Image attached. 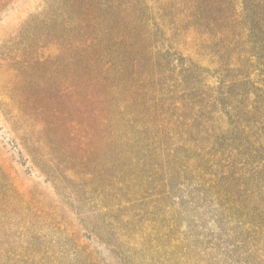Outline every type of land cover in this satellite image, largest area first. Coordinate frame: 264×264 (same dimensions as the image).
Returning <instances> with one entry per match:
<instances>
[{"label": "rangeland", "instance_id": "rangeland-1", "mask_svg": "<svg viewBox=\"0 0 264 264\" xmlns=\"http://www.w3.org/2000/svg\"><path fill=\"white\" fill-rule=\"evenodd\" d=\"M45 1L0 4V257L164 264L160 178L154 189L147 162L132 159L131 131L130 159H117L126 148L113 138L114 109L88 98L96 88L74 76L79 66L54 59ZM244 1L132 0L140 10L130 14L156 26L130 25L142 49H153L136 88L130 78V114L151 115L148 100L165 95L180 103L204 92L233 109L250 93L264 100V9L244 11Z\"/></svg>", "mask_w": 264, "mask_h": 264}, {"label": "trees", "instance_id": "trees-1", "mask_svg": "<svg viewBox=\"0 0 264 264\" xmlns=\"http://www.w3.org/2000/svg\"><path fill=\"white\" fill-rule=\"evenodd\" d=\"M244 4V11L264 9L262 0ZM139 6L132 0H50L43 18L58 54L54 59L79 66L74 76L96 88L88 98L108 101L114 109L108 116L113 138L126 148L117 159H130L131 131L137 144L132 159L147 162L152 176L145 180L154 189L160 181L164 264H264V100L250 93L233 109L212 104L204 92L199 100L180 103H168L165 95L148 100L151 115L139 108L130 114V78L135 87L146 74L145 52L153 50L142 49L136 26L130 25L145 22L149 31L156 26L130 14ZM164 50L168 54L171 48ZM174 109L178 112L167 115ZM99 111L106 127L108 113ZM174 145L188 150L179 154ZM32 263L31 257H0V264Z\"/></svg>", "mask_w": 264, "mask_h": 264}]
</instances>
